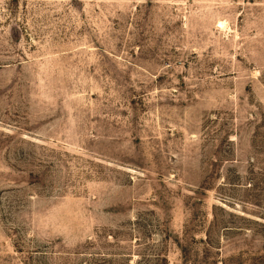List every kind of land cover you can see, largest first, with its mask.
Returning a JSON list of instances; mask_svg holds the SVG:
<instances>
[{"label": "rangeland", "instance_id": "374dc122", "mask_svg": "<svg viewBox=\"0 0 264 264\" xmlns=\"http://www.w3.org/2000/svg\"><path fill=\"white\" fill-rule=\"evenodd\" d=\"M0 264H264V0H0Z\"/></svg>", "mask_w": 264, "mask_h": 264}]
</instances>
